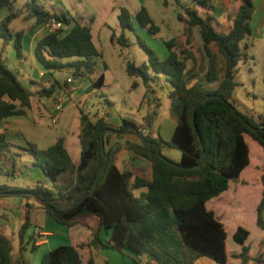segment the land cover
<instances>
[{
	"label": "trees",
	"instance_id": "obj_1",
	"mask_svg": "<svg viewBox=\"0 0 264 264\" xmlns=\"http://www.w3.org/2000/svg\"><path fill=\"white\" fill-rule=\"evenodd\" d=\"M174 1L181 9L178 19L183 23V32L189 35L194 29L200 36L199 55L192 49L189 36L186 46L178 38L167 40L165 45L169 53L164 59L143 45L149 56V66L127 63L128 74L140 76L144 83L152 78L160 80L162 74L171 85L170 111L176 118L171 139L166 141L160 134L154 138L145 132L152 127L156 111L144 118L146 127H139L124 118L118 128L111 127L103 117L92 121L81 111L82 150L76 167L63 138H58L47 148L39 149L33 143L27 147L34 158L32 164L42 170L55 190L42 184L33 188L3 184L0 185V196L35 198L52 219L67 227L80 223L84 215H93L97 221L92 227L93 237L86 245L110 247L121 252L127 250L134 255L131 257L134 264H143L145 258L146 264H196L201 258L217 264H247L250 247L246 242L250 231L243 226L235 229L233 241L242 249L237 255L231 253L226 246L225 224L209 202L226 194L230 182L242 177L251 164V142L255 143L254 157L258 152L262 158L256 164L259 181L255 175L252 180L246 179L248 171L242 179L261 187L256 225L264 232V120L257 121L240 112L232 101L238 85L235 75L244 55L241 45L247 46L252 33L250 23L255 6L252 0H239L238 7L227 14L230 30L219 33L210 14L213 10L211 0ZM15 2L0 0V11L9 10V14L0 20V39L3 49L12 43L18 55L23 57L24 31L15 32L10 27L11 22L22 15L21 9L13 10ZM25 2L28 10L25 19H34L36 25H41L54 18L69 26L68 30L49 32L38 40L34 50L37 63L51 75L53 71L72 69L73 75L89 79L101 89L104 74L96 79L91 77L95 65L93 58L99 55L93 43L91 24L84 25L65 12L46 10L37 0ZM137 19L151 33L159 32L144 7ZM118 20L122 29H134L135 21L127 8H121ZM120 40L126 44L124 35ZM177 48H180L179 52ZM57 88L67 91L70 83L55 80L49 87L31 92L0 55V121L27 115L33 97H50ZM109 133L132 134L140 142L127 140L123 145L107 148ZM163 147L180 150V162L165 156ZM123 149L151 165L150 177H139L119 168L118 157ZM16 169V155L0 134V173L10 175ZM73 173L74 178L59 185L63 177ZM142 188L146 191L136 196L134 191ZM26 207L20 229L21 241L31 228L30 205L26 203ZM102 227L111 232L110 245L99 239ZM83 246H59L47 252L40 264H82L78 248ZM35 249L33 244L32 250ZM12 250L11 241L0 233V264H15ZM89 264H93L92 259Z\"/></svg>",
	"mask_w": 264,
	"mask_h": 264
},
{
	"label": "rangeland",
	"instance_id": "obj_2",
	"mask_svg": "<svg viewBox=\"0 0 264 264\" xmlns=\"http://www.w3.org/2000/svg\"><path fill=\"white\" fill-rule=\"evenodd\" d=\"M13 10L21 9L22 15L11 22V29L15 32L22 30L25 31L29 25V21L34 19H25L26 7L25 0H15ZM45 6L49 9H55L58 13L62 10L68 13L69 16L75 17L82 24H91L93 43L95 44L99 55L94 57V69L91 77L98 78L100 74H104L106 83L99 89L97 94H89V99L86 101L84 107H80L82 111L93 121L99 117L107 120L109 125L113 128H118L122 124V119H129L139 127H146L144 118L159 110L158 101L155 100L154 91L157 85H163L167 89L172 90L171 85L166 81L164 75H159L160 80L150 79L144 83L140 76H131L127 72V63L131 62L136 66L146 64L149 66V56L144 50L143 45L155 50L158 55L164 59L169 51L165 45L167 40L178 38L182 45L188 44L189 36L191 39L192 49L199 55L201 49V39L198 33L192 29L189 32H183V23L179 21L178 14L180 8L174 0H43ZM127 8L135 21L133 30L122 29L118 20L121 8ZM145 8L153 22L159 27V32L156 34L151 33L148 27H143L137 19V15L142 8ZM9 14V10L4 8L0 11V20ZM28 17V16H27ZM93 20V23L91 21ZM215 29L219 33H227L230 30L231 22L225 18L215 23ZM37 26V25H36ZM35 26L28 31L34 30ZM66 30L69 26L65 27ZM251 35L247 41V46L243 43L242 52L243 56L238 64V72L235 75V80L238 85L236 86L232 101L235 107L242 113L254 117L257 121L264 120V39H260L257 35V23H250ZM124 35L126 44H122L120 37ZM24 38V37H23ZM23 43V42H22ZM186 46V45H185ZM178 52L180 48H177ZM26 49L22 53L25 55ZM0 55L5 61L6 65L12 70L21 81L24 87H31L32 84L23 79L28 80L31 77L33 80L41 78L40 71H47L42 66L31 64L24 57L18 55L17 50L12 43H9L5 49L2 47V40H0ZM188 68H190L191 61H187ZM149 73L152 75L151 69ZM55 80L63 83L67 77L74 78V93L73 98L75 101L81 99L89 90V86L94 88L89 79L73 75L72 69H64L61 71H53L52 74ZM23 77V78H22ZM72 86V87H73ZM49 97H38L32 99V107L27 110V117L30 121L29 124H16L25 127L27 137L35 140L39 148H47L54 144L56 140L49 141V134L61 137L67 136L74 143H78L77 148L70 147L71 155L75 163L80 159L79 138H75L74 134L80 128L81 110L77 106L64 107L60 119L54 124H51V114L54 103L49 100L50 106L45 104L46 99ZM40 100V101H39ZM99 106L97 110H88L91 105ZM166 108L170 111V100L166 103ZM168 104V105H167ZM39 110L43 113L39 114ZM165 110V109H164ZM83 112V113H84ZM96 112V113H94ZM171 117L160 119V136L169 141L173 134L176 118L170 111ZM26 121V122H28ZM172 123V124H171ZM34 132V133H33ZM147 134L148 130H145ZM37 133V134H36ZM50 134V135H51ZM105 133H103L104 135ZM114 133H109L108 137ZM36 135V136H35ZM154 138H158L159 134L152 130L150 134ZM48 136V137H46ZM68 139V140H69ZM69 140V141H70ZM125 137L119 139L124 143ZM255 143L251 142L252 164L246 179L249 180L252 175H255L258 180L260 174L256 164H259L261 159L257 152V157H254ZM162 153L175 162H180L181 151L176 148H162ZM124 169L128 166H124ZM236 181H233L232 188L222 197L209 202V206L213 208L220 219L225 224V229L229 233L228 246L229 250H233L238 244L233 241V233L236 225H241L251 231V237L248 244L253 249L259 244L262 230L256 225V207L261 197V188L254 184H246L241 187L235 188ZM30 230V229H29ZM264 243V242H263ZM26 258L31 264H38V260L42 255L40 251H32V246L28 244L27 251H24ZM40 255V256H39ZM44 256V255H43ZM42 256V257H43ZM39 257V258H37ZM40 259V262L42 260ZM209 261V264H217L216 262L204 258Z\"/></svg>",
	"mask_w": 264,
	"mask_h": 264
},
{
	"label": "crops",
	"instance_id": "obj_3",
	"mask_svg": "<svg viewBox=\"0 0 264 264\" xmlns=\"http://www.w3.org/2000/svg\"><path fill=\"white\" fill-rule=\"evenodd\" d=\"M213 4V10L210 11V14L214 18L213 21L217 23L221 20V18H227V14L230 13L233 9H236L239 5V0H211ZM255 6V12L252 17V22L255 24L257 23V35L260 39H264V0H252ZM38 4L43 6L46 10L49 11H56L54 8L49 9L45 6V3L43 0H37ZM27 9V8H26ZM201 11L204 13L206 10L201 9ZM28 14V10H26ZM57 12V11H56ZM65 12V11H61ZM26 15V13H25ZM29 25L26 27V30L24 31V38H23V49H26V54H23L24 60H28L31 64H34L36 66H39L35 59L34 50L35 46L39 39L44 37L48 32L47 28L45 27V24L41 25H33L32 20L29 21ZM35 24V23H34ZM35 26L34 30L28 31L27 28H31ZM1 40V39H0ZM41 78L38 80H33L31 77H29L28 80L23 79L25 83L29 81L33 86L26 87L31 92H37L43 88L49 87L53 81H55V77H53L48 71H40ZM23 78V77H22ZM72 78V77H67ZM66 79V80H67ZM84 79V78H83ZM95 79V77H94ZM86 80V79H84ZM92 83V81H91ZM106 83V78L104 77V84ZM93 84V83H92ZM74 78L72 82L70 83L71 90L63 91L59 88H57L53 94L50 96H62L64 99V107L68 106H77L79 109L80 107H84L86 101L89 99V94H97L99 89L96 88L94 85V88L92 89L91 86H89V90L87 93H85L83 96H81V99L74 100L75 96L73 97L74 93H71L72 90L77 92V89H74ZM73 86V87H72ZM154 91V97L155 100L158 101L159 110H156V116L153 119L152 127L148 129V133L151 134L152 130H155L158 134H160V125L159 120L163 117L168 118L171 117L169 109L166 108V103L169 100V93L171 90L167 89L163 85H157ZM69 88V89H70ZM38 98V97H34ZM45 104L49 106L48 98H45ZM40 101V100H39ZM168 105V104H167ZM88 110H97L99 109V106L95 107V104L88 107ZM165 109V110H164ZM81 110V109H80ZM82 111V110H81ZM84 112V111H83ZM96 113V112H94ZM40 116L43 115V113L39 110ZM84 114H87L84 112ZM14 119H17L18 124L20 122H23L22 124L30 125V121L27 117L24 116H16L8 118L4 121H0V134L4 135L5 141L10 145V149L12 153H15L16 155V162H17V169L14 174H6L4 172L0 173V185L7 184L9 186H15V187H21V188H33L37 184H42L44 187L55 190V187L53 184L45 177L42 170L34 166L32 163L34 161L33 155L27 150L28 144L33 143L37 148L38 145L35 140H32L31 137H27V133H25L26 128L21 127L16 124V121ZM60 119V117H59ZM28 121V122H26ZM93 121V120H92ZM172 124V123H171ZM174 129L176 127V123H173ZM173 129V130H174ZM81 131H82V124L80 119V128L78 129V132L74 134L75 138H79V147H80V155H81ZM174 132V131H173ZM34 133V132H33ZM37 134V133H36ZM49 134V141H54L58 138L64 139V144L68 150V152L71 155L70 147L77 148L78 143L75 142L71 143V140L69 141L67 139V136L63 135L61 137ZM51 134V135H50ZM173 135V134H172ZM36 136V135H35ZM152 136V135H151ZM125 137L126 140H130L133 142H140V139L132 134H116L114 133L111 136V140L107 143L106 147H110L115 144H124L119 141V139ZM172 137V136H171ZM51 146V145H50ZM42 149V148H39ZM72 157V155H71ZM73 161V157H72ZM80 162V159H79ZM78 163H75L73 161V165L76 167ZM251 164H252V158H251ZM250 164V166H251ZM118 166L122 171H131L134 173V175L139 177L148 178L151 175V165L144 159L136 158L134 157L129 151L123 149L121 150L119 157H118ZM124 166H128V168L124 169ZM249 166V167H250ZM245 169V171L242 173V177H240L235 183V188H239L241 186L244 187L246 184H250V181L243 180V174H246V172H252L251 169ZM75 174H70L68 176H65L61 179L59 185H63L68 179L71 180L74 178ZM233 181L230 182V188H232ZM252 184V183H251ZM248 186V185H246ZM261 188V187H260ZM146 189H137L134 191V194L136 196H139L142 192H145ZM26 203L30 205L29 208V215L31 218V228L27 231L25 238L21 241L20 238V229L24 221V215L25 211L27 210ZM96 217L93 215H84L80 218V223L75 224L71 227H67L64 225H61L57 223L54 219L49 216L44 207L42 206L41 202L36 200L35 198H30L29 200L25 199L23 196H0V233L3 234L5 237H7L13 246L12 250V260L15 264H20L21 262H24L26 264H31V262L26 258L24 251H27V246L30 244L31 246L35 244L36 249L35 251H40V255H45L47 252L62 246V245H72L75 247H79L80 245H84L83 248H78L82 264H89L90 259L93 260V264H134L131 257H134L133 254H131L129 251H119L112 248H106V247H96V246H87L91 239H92V227L96 224ZM241 225H236V228ZM38 227L40 229V232L43 234V237L39 239L38 242L34 239V231ZM235 228V229H236ZM235 231V230H234ZM229 233L227 235L226 240V246L229 250L228 246V240H229ZM251 237V231L250 236ZM99 239L104 244H111V232L109 230H106L104 227L99 229ZM259 244L257 243V246L255 249L250 247L248 244L249 239L246 242V245L250 247L249 251V257L250 260L247 264H264V232L261 233ZM242 247L238 244L233 250H229L233 254H239L241 252ZM33 251V250H32ZM39 255V256H40ZM41 256V257H42ZM40 257V259H41ZM39 258V257H37ZM40 259L37 262L40 264ZM143 264L147 263L146 258L142 260ZM36 264V262L34 263ZM196 264H209V261H207L204 258L199 259Z\"/></svg>",
	"mask_w": 264,
	"mask_h": 264
},
{
	"label": "built area",
	"instance_id": "obj_4",
	"mask_svg": "<svg viewBox=\"0 0 264 264\" xmlns=\"http://www.w3.org/2000/svg\"><path fill=\"white\" fill-rule=\"evenodd\" d=\"M45 27L47 28L48 32H55L57 30L64 29L66 25L53 18L45 23ZM66 81L68 83H71L72 78H68ZM69 90H71V88ZM49 100H52L54 103V106L52 108L51 120H50L51 124H54L58 121L61 112L64 108V104H63L64 99L62 96H52L48 98V101ZM49 106H50V102H49ZM41 237H43V234L40 232V229L36 227L34 231L35 241L38 242Z\"/></svg>",
	"mask_w": 264,
	"mask_h": 264
},
{
	"label": "water",
	"instance_id": "obj_5",
	"mask_svg": "<svg viewBox=\"0 0 264 264\" xmlns=\"http://www.w3.org/2000/svg\"><path fill=\"white\" fill-rule=\"evenodd\" d=\"M103 134V133H102Z\"/></svg>",
	"mask_w": 264,
	"mask_h": 264
}]
</instances>
